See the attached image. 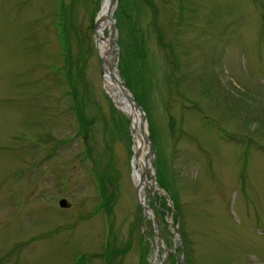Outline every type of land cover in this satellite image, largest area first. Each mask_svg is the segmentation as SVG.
<instances>
[{"label":"rangeland","instance_id":"1","mask_svg":"<svg viewBox=\"0 0 264 264\" xmlns=\"http://www.w3.org/2000/svg\"><path fill=\"white\" fill-rule=\"evenodd\" d=\"M100 5L0 0V264H264V0L118 1L153 219L103 88Z\"/></svg>","mask_w":264,"mask_h":264},{"label":"bare ground","instance_id":"2","mask_svg":"<svg viewBox=\"0 0 264 264\" xmlns=\"http://www.w3.org/2000/svg\"><path fill=\"white\" fill-rule=\"evenodd\" d=\"M116 10V0H101V5L95 19V40L102 59L103 87L113 104L124 113L130 121L132 135L131 174L137 188L138 200L145 208L147 216L153 219V211L146 207L147 191L159 193L155 181L154 153L150 141L147 122L142 113L135 108L132 95L121 82L114 61L115 24L113 15Z\"/></svg>","mask_w":264,"mask_h":264},{"label":"water","instance_id":"3","mask_svg":"<svg viewBox=\"0 0 264 264\" xmlns=\"http://www.w3.org/2000/svg\"><path fill=\"white\" fill-rule=\"evenodd\" d=\"M118 1H119V0H116V6H117ZM101 74L103 75V69L101 70ZM119 83H120V85L123 87V84H122L121 82H119ZM129 99L132 100L133 105L135 106V108H137V109L142 113L144 120H146V117H145V114H144L142 108H141V107H140V106H139V105L133 100V98H129ZM59 206H60L61 208H68V207H69V204L66 202V200L62 199V200L59 201ZM143 208H144V207H143ZM144 209H145V208H144Z\"/></svg>","mask_w":264,"mask_h":264}]
</instances>
